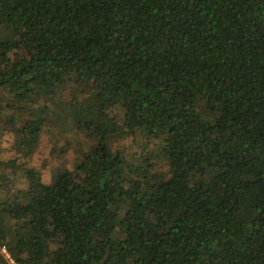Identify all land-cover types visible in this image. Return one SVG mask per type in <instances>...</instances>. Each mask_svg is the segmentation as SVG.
Returning a JSON list of instances; mask_svg holds the SVG:
<instances>
[{
	"label": "trees",
	"instance_id": "trees-1",
	"mask_svg": "<svg viewBox=\"0 0 264 264\" xmlns=\"http://www.w3.org/2000/svg\"><path fill=\"white\" fill-rule=\"evenodd\" d=\"M0 28L23 157L72 83L95 139L48 185L0 161V264H264V0H0Z\"/></svg>",
	"mask_w": 264,
	"mask_h": 264
},
{
	"label": "rangeland",
	"instance_id": "rangeland-1",
	"mask_svg": "<svg viewBox=\"0 0 264 264\" xmlns=\"http://www.w3.org/2000/svg\"><path fill=\"white\" fill-rule=\"evenodd\" d=\"M91 96V86L79 87L72 83L66 92H63L47 104L49 107V114L47 115L48 127L41 133L33 154L29 158H25L18 148L19 137H16L13 128L4 122L12 113L16 115L18 108L17 110L10 109L9 105L11 102H7L5 94H0V161H17L21 166L23 165L22 163H25L26 168H34L40 171L42 182L47 185L52 182L58 173L64 171L75 172L84 163L86 155L91 149L90 146L95 139H89L84 134L81 136V133L77 134L75 131L69 130L68 121L65 118L69 114L72 104L77 100L83 101V99H88ZM29 113L26 112L24 115L28 118ZM24 115L21 121L14 125V129L23 126L26 120ZM112 144L114 151L120 154L126 153V150L135 152L138 147L135 144L132 149L129 148L131 147V141L127 140H119ZM143 151L144 148H142ZM149 151L156 152L153 149H149ZM141 153L139 154L141 155ZM157 164L158 169L164 170L161 161H157ZM0 172L4 174L2 185L9 186L10 195L15 194L16 189L24 190L27 188V182L22 177L21 169L17 165L15 169H10L9 164L5 165L0 169ZM6 174L7 177H5ZM2 253L8 264H17L5 249H2Z\"/></svg>",
	"mask_w": 264,
	"mask_h": 264
}]
</instances>
